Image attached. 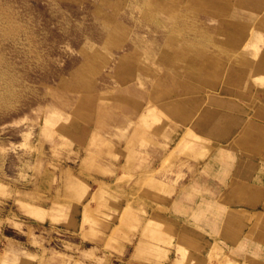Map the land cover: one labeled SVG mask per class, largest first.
I'll use <instances>...</instances> for the list:
<instances>
[{
	"label": "rangeland",
	"instance_id": "obj_1",
	"mask_svg": "<svg viewBox=\"0 0 264 264\" xmlns=\"http://www.w3.org/2000/svg\"><path fill=\"white\" fill-rule=\"evenodd\" d=\"M0 39V264H264V0H0Z\"/></svg>",
	"mask_w": 264,
	"mask_h": 264
},
{
	"label": "bare ground",
	"instance_id": "obj_2",
	"mask_svg": "<svg viewBox=\"0 0 264 264\" xmlns=\"http://www.w3.org/2000/svg\"><path fill=\"white\" fill-rule=\"evenodd\" d=\"M1 5H2V4H1ZM8 5H9V4H8ZM4 8H5V7H4ZM12 8H13V7H12ZM5 10H6V9H5ZM10 11H11V9H10ZM13 12H14V11H13ZM7 13H9V12H7ZM9 14H10V13H9ZM12 18H13V17H12ZM12 21H13V20H12ZM20 26H21V25H20ZM20 30H21V29H20ZM21 32H22V31H21ZM24 32H25V31H24ZM17 37H18V36H17ZM0 40H1V39H0ZM1 79H2V77H1ZM2 81H3V80H2ZM4 82H5V81H4ZM150 108H151V107H147L146 111L150 110ZM179 142H180V141H179ZM179 142H178V143H179ZM177 145H178V144H177ZM181 145H182V144H181ZM178 146H179V145H178ZM191 146H192V145H191ZM176 147H177V146H176ZM178 148H179V147H178ZM178 148H177V149H178ZM171 157H172V156H171ZM171 157H170V160H171ZM167 159H168V158H167ZM26 206H27V205H26Z\"/></svg>",
	"mask_w": 264,
	"mask_h": 264
}]
</instances>
